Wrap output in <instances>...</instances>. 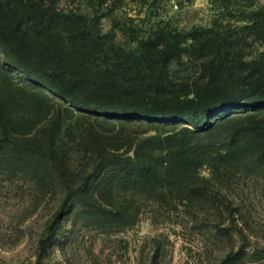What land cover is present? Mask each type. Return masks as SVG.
Returning <instances> with one entry per match:
<instances>
[{"label":"trees","instance_id":"obj_1","mask_svg":"<svg viewBox=\"0 0 264 264\" xmlns=\"http://www.w3.org/2000/svg\"><path fill=\"white\" fill-rule=\"evenodd\" d=\"M192 1L0 0V183L48 211L35 263L150 213L264 264L245 206L264 194V0H209L206 22Z\"/></svg>","mask_w":264,"mask_h":264},{"label":"rangeland","instance_id":"obj_2","mask_svg":"<svg viewBox=\"0 0 264 264\" xmlns=\"http://www.w3.org/2000/svg\"><path fill=\"white\" fill-rule=\"evenodd\" d=\"M172 11L177 12L175 2ZM209 0H193L184 8V17L190 22H206L211 16ZM109 28V23H105ZM206 173V170H204ZM7 183H0V264H37L35 246L48 211L41 207L31 215L25 211L24 200ZM246 201L250 210V226L258 237L252 242L264 246V194L252 192ZM167 215V214H166ZM146 213L139 225L128 232L106 235L77 229L67 247L80 242L76 264H222L218 250L227 247V241H217L207 226L183 220V215L172 216V221L160 217L153 222ZM185 222L186 228L179 225ZM180 222V223H175ZM208 238H211L209 240ZM242 240L237 241V246ZM264 257V252L260 253ZM74 260V258H73ZM41 264H67L58 253ZM237 264H249L239 261Z\"/></svg>","mask_w":264,"mask_h":264},{"label":"built area","instance_id":"obj_3","mask_svg":"<svg viewBox=\"0 0 264 264\" xmlns=\"http://www.w3.org/2000/svg\"><path fill=\"white\" fill-rule=\"evenodd\" d=\"M176 7H177V5H176Z\"/></svg>","mask_w":264,"mask_h":264}]
</instances>
